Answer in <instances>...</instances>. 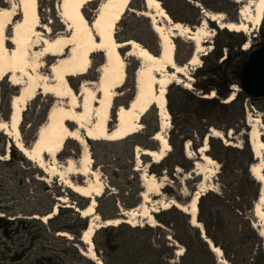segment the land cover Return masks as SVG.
<instances>
[{"label":"rangeland","instance_id":"1","mask_svg":"<svg viewBox=\"0 0 264 264\" xmlns=\"http://www.w3.org/2000/svg\"><path fill=\"white\" fill-rule=\"evenodd\" d=\"M158 1L168 15L172 14L171 22H165L159 16L156 19L153 17L149 19L135 13L136 8L144 12L147 10L144 0H132L130 8L133 11L129 10L122 17L117 26L116 38L118 42L133 40L154 54L159 52V41L152 29V20H156L166 33L170 32L174 23H179L190 31L199 28L200 52L196 53L195 45L187 39V34L172 38L176 64L186 65L195 54L198 60L196 65L186 67L187 78L178 75V82H172L166 88L169 127L163 135H166L170 150L161 161L154 163L150 157L142 155L146 147L133 146V143L147 144L152 146V149L158 150V143L153 140V136L150 139L152 144L148 143L143 123L148 121L152 128L157 124L159 131V116L155 106H151L141 117L139 131L123 140H86L92 159L91 169L97 172L98 180L103 185V192L95 201V213L98 219H94V224L102 225L103 220L124 219L120 215L122 212L141 206L143 201L140 197L142 191L140 179L154 175L158 181H162L163 187L159 195H150L149 202L144 206L157 211L152 214L156 226H150L145 220L137 219L135 226L127 223L107 226L109 231L106 232L100 227L95 231V233L100 232L96 240L110 241V247L103 252L94 245V252L101 264H163L164 260L169 264H264V236L260 235V232L264 231V221L255 218L252 212L251 207L257 187L248 183L251 165L258 164L251 151L248 134L252 128L264 134V98L245 97L243 111L240 107H235L229 110L232 114L221 116L219 120H213L211 116L207 120H202L196 111L197 102L190 97V94H195L196 98L202 96L195 84L205 81L202 72L210 66L204 67L203 70L197 69L202 65V58L215 46V50L220 49L222 59L229 57L230 54L232 58L226 70V82L229 81L230 93L224 103H229L240 92L233 74L244 61L236 54L239 51V40L223 33L218 36L216 34L218 30L224 29L220 28L221 23H243L250 20L257 0L237 1L236 8L217 4L216 11L204 10L199 20L186 5L189 0ZM16 2V0H0V8H15L12 22L20 19ZM98 2L99 0H94L85 5L82 12L88 20L93 16L94 5ZM58 5L59 0H37L40 23L50 28L51 34L48 35L50 38L60 34L67 35L58 16ZM190 5L203 8L198 2L191 1ZM240 9L243 10L242 16H239ZM206 13H219L222 21L210 20L206 17ZM193 21H196L194 25L188 24ZM4 33L9 38L11 26L6 27ZM242 35L247 40L244 44L248 45L246 52L264 42V11L261 24L256 31L251 35L244 33ZM244 45L240 47L241 50ZM11 47L9 45L8 48ZM127 50V48L123 49L122 53ZM216 53L218 54L217 51ZM208 58V64L215 63L217 59L215 55ZM91 61L92 68L85 77L69 78V85L76 94L83 81H95L98 77L97 69L102 63L101 54H94ZM52 62L53 59L49 57L43 61L44 74H49L48 66ZM125 62L126 79L124 85L116 92L110 115V127L114 126L116 109L121 106L126 107L135 92L134 73L140 63L134 57H127ZM223 74L222 70L217 72L218 77ZM218 77H212V81L214 87L222 91L225 81L221 79L218 81ZM18 90L19 86L10 84L7 77L1 80L0 121H8L10 100ZM203 96L214 97V90ZM55 102L63 101L41 93L28 102L19 125L20 141L25 148L31 147L37 131L45 124L47 113ZM152 108L155 109V113L151 111ZM228 117L232 118L228 120ZM210 122L217 126L208 127ZM231 124L233 127L229 128ZM214 132L221 137H210ZM207 136V151L203 155L213 162L201 159L200 149ZM13 139L14 137L5 134V130H0V264H83L77 260L71 247L76 246L77 251L86 257L83 252L87 253V246L83 242L78 245L69 232H63L67 237L58 234H55L56 238L50 234L43 235V231L49 232L47 223L49 219L44 222L42 220L47 212L52 213L57 207V212L59 209L61 211L54 226L69 227L71 230H77L79 227L74 221V213H77L75 210H83L90 201L67 188L64 184L65 178L62 176H65L67 160L71 159L75 162L79 158V145L74 140L68 139L55 161L49 156H44L40 162L25 158L15 148ZM210 139L214 140L212 146ZM260 139L264 144V135L260 136ZM186 145H189L188 148ZM93 153L96 158H93ZM67 176L80 186L93 182L91 176L68 174ZM203 180L205 193L197 203V219L202 229L200 230L190 224V217L186 213L173 206L165 210L163 208L170 201L187 204ZM210 194L217 195L220 199L212 201ZM74 195L80 197L76 201L77 204ZM201 198L202 209L199 204ZM32 214L37 217L33 218ZM31 218L34 219L32 222L28 220ZM86 219L89 221L93 218ZM7 220L14 221L8 223ZM146 227L151 228L152 231L136 233L128 230V228ZM202 234L213 247L221 250V256L217 257L214 253L212 256H207L201 252L202 248L196 236L201 237ZM148 243L158 251L152 255H143ZM102 259L106 262H102Z\"/></svg>","mask_w":264,"mask_h":264},{"label":"bare ground","instance_id":"2","mask_svg":"<svg viewBox=\"0 0 264 264\" xmlns=\"http://www.w3.org/2000/svg\"><path fill=\"white\" fill-rule=\"evenodd\" d=\"M16 1L20 13V19L17 22H12L15 8H0V82L7 77L10 84L19 86L17 94L10 100L8 121H0V130H5V134L14 137L15 148L29 161L41 162L44 156H49L55 161L66 140L71 139L77 142L80 147L79 158L75 162L71 159L67 160L65 176H62L65 178L64 184L67 188L90 201L86 208L80 210L82 217L93 218L88 221L87 227L81 234V240L87 246V253L83 252V254L96 264H101L91 241L95 231L100 227L116 226L122 223L135 226L137 219L145 220L150 226H156L152 214L157 211L144 204L149 202L150 195H159L163 186L162 181H158L154 175L141 177L142 205L122 212L120 215L124 219L115 218L102 222V225L94 224V219H98L95 213V201L101 196L103 185L98 180L97 172L91 169L92 159L86 140H123L139 131L141 117L151 106H155L159 116V131L155 133L153 140L157 141L159 147L158 150L144 149L142 155L150 157L154 163L161 161L170 150L166 135H163L169 127L166 88L172 82H178V75L187 78L186 67L196 65L198 60L195 54L186 65H176L172 38L187 34V39L195 45L196 53L200 52L199 28L190 31L187 27L174 23L170 32L166 33L156 20H152V29L159 41V54L155 56L133 40L119 43L114 38L117 26L124 14L129 11L128 6L132 0H99L90 20L82 11L85 5L94 0H59L58 16L67 35L60 34L53 38L48 36L51 34L50 28L40 23L37 0ZM144 5L147 10L142 12L144 17L156 19L159 16L165 22H171L170 16L160 6L158 0H144ZM263 11L264 0H257L250 20H243V23H221L220 28L251 35L261 24ZM205 15L210 20L221 19L222 21L219 13ZM242 15L243 10L240 9L239 16ZM9 26H11V34L7 38L4 32ZM9 45L12 46L11 49L8 48ZM125 48L128 50L122 53ZM247 48L248 45H244L243 49ZM97 53L102 56V63L97 69L98 77L95 81H83L76 94L69 85V78L85 77L92 68L91 58ZM48 57L52 58L53 62L48 66L49 74L46 75L42 72V67L43 61ZM127 57H134L140 63L134 73V97L126 107L121 106L116 109L115 123L113 127H110L113 101L117 90L124 85L126 79ZM38 93L51 95L63 102H55L51 105L45 124L37 131L31 147L25 148L20 141L19 125L28 102ZM262 135L264 134L252 128L248 134V140L254 159L258 161L257 165H251L250 174L261 184L253 214L255 218L264 221V175L262 173L264 144L260 139ZM211 136L221 137L216 132ZM188 146L186 145L187 148ZM206 151L207 138L200 149L201 159L213 162L203 155ZM67 174L91 176L93 182L80 186ZM203 182L204 180L191 195L187 204L170 201L163 210L171 206L177 208L189 215L192 226L202 230L197 219V203L205 193ZM56 212L57 207L54 208L53 213L42 217L43 222L54 216ZM58 235L67 237L63 233ZM260 235L264 236V231H261ZM208 245L212 253L217 257L221 256V250L218 247H213L209 242Z\"/></svg>","mask_w":264,"mask_h":264},{"label":"trees","instance_id":"3","mask_svg":"<svg viewBox=\"0 0 264 264\" xmlns=\"http://www.w3.org/2000/svg\"><path fill=\"white\" fill-rule=\"evenodd\" d=\"M190 2H198L202 5L203 9L204 10H208V11H216L217 9L215 8V6L217 4H225L229 7H232V8H236V3L232 0H189ZM190 2H186V5L188 6V8L192 11V13L194 14V17L196 16V18L199 20L200 17H201V13L199 10L201 9H198L192 5H190ZM97 7V4L94 5V9H96ZM138 10H140L139 8H136ZM169 16L171 18H173L172 14L169 13ZM198 22V21H197ZM196 23V21H193L191 23H188V24H192L194 25ZM223 33L224 35L228 36V37H233V38H236L239 40V51H237L236 54L240 55V57L243 58V60L246 59L247 57V52L244 51L243 49L241 50L240 47L243 46L247 40L246 38L242 35L241 32H232V31H227L225 29L217 32V36L219 34ZM216 49V46L212 49V51L207 54L206 56H204L202 58V65L200 68H198L197 70H203L204 67H207V66H210L209 69L207 70H204V72H202V76L203 78H205L203 82L201 83H198V84H195V87L200 90V92L202 93V96L198 97H194L195 94H190V97L197 102L198 104V109L196 111H198V114H199V117L202 119V120H207L208 118H210V116L213 118V120L215 119H218L221 118V116H226V115H230L232 114L229 110L231 109H234L235 107H240V110L243 111V101L245 100L244 98V95L239 92L238 94H236V96L229 102V103H224V100L226 98H228V95L230 93V89H229V81L226 82V78H227V75H226V70L228 68V66L230 65V63L232 62V58H231V54L230 56H226L224 59H222V55H221V51L219 48ZM216 51L218 52V54L216 53ZM159 52L157 51L156 53H154L153 55H158ZM211 55H215L216 56V62L215 63H210L208 64V61H209V56ZM221 59V60H220ZM220 60V61H219ZM223 71L224 74L223 76H220L218 77L219 75H217V72L218 71ZM216 76L218 77L217 80L220 81H225V86L223 87L224 90H220V89H216V87H214V81H212V77L216 78ZM199 77V76H198ZM214 90V93H215V96L212 97V98H206L204 97L203 95L205 94H208L210 93V91ZM196 96V95H195ZM153 113H155V109L152 108L151 110ZM148 115V114H147ZM232 118V117H231ZM230 117H228V120L231 119ZM146 119V118H145ZM144 125H145V132L147 133V139H148V143L152 144V141L150 140L152 136L155 135V133H157L158 131V125L156 124L155 127H150L149 126V122L148 121H144L143 122ZM217 125L210 122L208 123V127H216ZM233 127V125H229V128ZM214 142V140L210 139V146H212V143ZM135 145H140V146H144L146 147V149H151V150H154L152 149L153 147L152 146H149L147 144H136V143H133V146ZM247 149L249 150L250 147L249 145L247 146ZM93 158H96V156L94 155L93 153ZM211 157L217 159L214 155L210 154ZM250 172V171H249ZM250 179V180H249ZM249 179H248V183H251L252 185H255L256 188V193H255V197H254V201L252 203V212L254 210V205L259 197V194H260V190H261V184L258 183L256 181V179L251 175L249 174ZM257 194V195H256ZM73 195V194H72ZM74 197L76 199H74L75 203L77 204V199H80V197L74 195ZM210 198H212V201H217L219 200L220 198L215 195L213 196L212 194H210L209 196ZM201 204L200 205V209H202V204H203V199L201 198ZM60 211L61 209L58 210L57 214L54 216V217H51L47 223L49 224V232H46V231H43V235H46L48 236L50 234V236L52 237H55V234H58V233H63V232H69L70 234H72V236L74 237V239H76V243L79 245H81L80 243V238H81V232H83L85 230V228L87 227L88 225V220L86 218H82L79 213H74V221L78 224V229L77 230H71L69 229V227H56L54 226V223H56L55 221L58 219L59 215H60ZM50 214L51 212H47V214ZM46 214V215H47ZM31 216H35V214L31 215ZM15 220V219H14ZM14 220H7V222H11L14 221ZM30 220L31 222L34 220L33 218L31 219H28ZM113 230V229H110V231ZM128 230L130 231H133V232H139V233H143V232H150L152 231L151 228H136V229H130L128 228ZM104 232L106 231H109L108 228H103ZM100 232H96L94 237H93V243L95 245V247L98 248V250H101V251H107L108 247H110V241H97L96 240V237L97 235L99 234ZM56 238V237H55ZM197 238V241L199 243V245L201 246L202 249L201 252L204 253V255H207V256H212V252L211 250L208 248L209 245L201 238L199 237L198 235L196 236ZM211 238V237H210ZM213 240V242L215 243L214 239L211 238ZM212 242V241H211ZM73 250H74V253H75V256L77 258V260L83 264H94L91 260L87 259L86 257H84L80 252L77 251V247H71ZM143 251V250H142ZM158 250L157 249H153L151 247V244L148 243L147 244V247L144 249V252H143V255H152L154 252H157ZM202 259V258H201ZM102 262H106V260L102 259ZM163 264H169L166 260L162 261Z\"/></svg>","mask_w":264,"mask_h":264},{"label":"water","instance_id":"4","mask_svg":"<svg viewBox=\"0 0 264 264\" xmlns=\"http://www.w3.org/2000/svg\"><path fill=\"white\" fill-rule=\"evenodd\" d=\"M233 1L237 3V1L235 0ZM130 7H131V3L128 6V10L131 9ZM137 12H138L137 14L143 16L142 12L144 11L137 10ZM114 38L116 41H118L116 38V33L114 35ZM127 41L129 40L123 42H127ZM233 74L237 79L239 91L244 95V97H246L247 99L264 98V42L258 47L249 50L246 59L241 63L240 68L237 71H234ZM104 221L106 220H103V222ZM80 241L82 240L80 239ZM204 241L208 243L206 239H204Z\"/></svg>","mask_w":264,"mask_h":264}]
</instances>
